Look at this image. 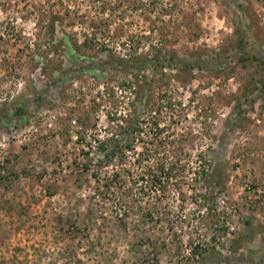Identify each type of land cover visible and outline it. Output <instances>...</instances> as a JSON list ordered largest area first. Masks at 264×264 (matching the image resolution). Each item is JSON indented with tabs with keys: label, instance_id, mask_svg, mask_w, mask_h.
I'll list each match as a JSON object with an SVG mask.
<instances>
[{
	"label": "rangeland",
	"instance_id": "374dc122",
	"mask_svg": "<svg viewBox=\"0 0 264 264\" xmlns=\"http://www.w3.org/2000/svg\"><path fill=\"white\" fill-rule=\"evenodd\" d=\"M0 34L6 107L45 88L76 47L194 63L143 71V142L135 134L99 169L126 163L124 205L96 165L81 169L76 130L80 117L88 140L121 130L109 114L138 110L134 74L69 70L26 122L0 127V264H264V0H0Z\"/></svg>",
	"mask_w": 264,
	"mask_h": 264
},
{
	"label": "trees",
	"instance_id": "16d2710c",
	"mask_svg": "<svg viewBox=\"0 0 264 264\" xmlns=\"http://www.w3.org/2000/svg\"><path fill=\"white\" fill-rule=\"evenodd\" d=\"M53 29V27H52ZM0 39L5 40L6 38L0 34ZM87 39H84V42ZM76 43V42H75ZM73 42V44L75 45ZM73 48V47H72ZM78 48V47H76ZM74 48L73 53H72V58L69 61L68 66H63L61 63L58 64L56 73L52 74L51 78L46 80V87H42L36 92H34L33 96H28V95H19L16 98L15 101H11V104L9 107L5 106V102L3 100H0V127L1 126H6L13 121H19V123H24L27 121V113L31 108H38L42 101L44 100V95L49 87V84L55 83L59 79L61 80V77L64 73L68 72L69 70L76 69L82 70L84 68L89 69V70H99L100 72H105L106 70H118V71H129L130 73L134 74L133 77H135V81L137 82L138 80L140 81L138 86V110L136 109L135 112L116 116L115 114L111 113L109 114L110 119L117 120L120 118L123 122L120 123L121 121H117L118 124L122 127L121 130H119L117 133L111 132L110 134H107L105 137L100 138V136L93 134L92 140H88L85 130L87 129V126H91L92 124L89 122V119L86 117H80L79 116L77 119L80 122L81 126L76 130V135H77V141L83 142L85 141L87 148H81V153L82 155L85 156L86 162H84L82 165V170H90L91 165H96V171H92V175L95 176L97 182L102 181V185L105 186L106 188L110 189H115L117 187H120L122 189H115L112 190L114 193L116 191H119V198L120 203L122 202L124 205V201L121 199L124 196H128L129 190L131 189L128 186H122L123 184V176L121 175V170L122 171H129L126 163L122 164L120 169H115L112 173H101L99 172L101 165H103L105 162L113 159V157L118 156L119 159H123V157L126 156V151L127 149H135L134 144L131 140V137H134L135 134L137 136V139L142 140L143 137L141 132H143V126L141 125V119L143 118L141 116V112L146 108L150 107L149 106V101L152 98V80L147 78V73L148 72H143L145 69L147 70H155L161 67H175L179 65L180 67H188L192 68L194 66V63L190 61L189 59L180 57V56H175V55H170L168 57H164L161 54H141V53H123V54H117L113 52V49L110 47L101 49L99 48L98 52L96 54H82L78 52V50L75 51ZM167 60V61H166ZM6 62V59H4L3 62H0V64L4 65ZM182 63V66H181ZM201 64V63H200ZM9 64L6 63V66ZM163 71V70H161ZM42 73H47L45 72L44 68L42 67L41 70ZM132 82V81H131ZM129 82V83H131ZM149 83V86H146V84ZM264 83V79H263ZM46 89V90H45ZM158 109V108H157ZM155 110V109H154ZM156 112V110H155ZM151 127H153L155 130L154 132L157 134L158 132H161L164 129L163 125H159L158 120L154 117L152 114L151 118ZM151 138L147 140V142L150 143ZM143 142V140H142ZM142 150H140L136 156L137 162H142L143 159H147L146 156L148 155L147 152V146L143 143L142 144ZM126 149V150H125ZM94 153H96L94 155ZM76 162V159L74 158L73 160ZM130 162V161H129ZM125 165V166H124ZM164 166L162 164H158V169L160 168V172L165 175H168L171 167H166V169L163 168ZM145 170L142 171V178H144V173H149L151 176V182L153 181H159V175L157 172H154L153 170H150L149 168H144ZM15 173V172H14ZM160 182L163 183L162 180ZM122 184V185H121ZM160 184V183H159ZM164 186L163 184H160V187ZM128 187V188H126ZM121 196V198H120ZM126 205V204H125ZM217 255H220L219 253H214L212 256H209V254L202 253L201 258L199 260L204 261L207 258L212 259L213 257L215 258ZM219 259H222V256H217Z\"/></svg>",
	"mask_w": 264,
	"mask_h": 264
}]
</instances>
